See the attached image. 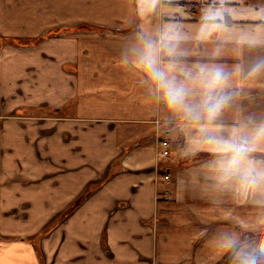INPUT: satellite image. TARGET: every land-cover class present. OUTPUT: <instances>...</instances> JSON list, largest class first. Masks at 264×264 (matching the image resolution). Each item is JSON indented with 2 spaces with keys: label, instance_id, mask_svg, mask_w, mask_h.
Returning a JSON list of instances; mask_svg holds the SVG:
<instances>
[{
  "label": "crops",
  "instance_id": "1",
  "mask_svg": "<svg viewBox=\"0 0 264 264\" xmlns=\"http://www.w3.org/2000/svg\"><path fill=\"white\" fill-rule=\"evenodd\" d=\"M252 231L264 0H0V264H219Z\"/></svg>",
  "mask_w": 264,
  "mask_h": 264
},
{
  "label": "rangeland",
  "instance_id": "2",
  "mask_svg": "<svg viewBox=\"0 0 264 264\" xmlns=\"http://www.w3.org/2000/svg\"><path fill=\"white\" fill-rule=\"evenodd\" d=\"M248 233H246L247 235ZM249 236V237H248ZM248 236H245V241H250L249 243V253L242 255L243 251L236 252V254H228L220 258L219 264H229L230 262H235V264H264V233L250 232ZM236 244L234 250L239 247ZM232 257L234 258L233 260Z\"/></svg>",
  "mask_w": 264,
  "mask_h": 264
},
{
  "label": "clouds",
  "instance_id": "3",
  "mask_svg": "<svg viewBox=\"0 0 264 264\" xmlns=\"http://www.w3.org/2000/svg\"><path fill=\"white\" fill-rule=\"evenodd\" d=\"M149 67H151V64L149 63ZM222 83V80L219 76V74L212 76L211 78H209L207 80V82L205 83V88L208 91H211L212 89L217 88L218 86H220ZM180 94L177 93V96H179ZM177 96L173 97V100L175 101L177 99ZM182 98V97H181ZM217 108L219 107V105L216 106ZM231 150L230 146H225L224 151H229ZM236 156H234L231 160V164H237L239 162L238 158L241 155L242 149H236Z\"/></svg>",
  "mask_w": 264,
  "mask_h": 264
},
{
  "label": "built area",
  "instance_id": "4",
  "mask_svg": "<svg viewBox=\"0 0 264 264\" xmlns=\"http://www.w3.org/2000/svg\"><path fill=\"white\" fill-rule=\"evenodd\" d=\"M160 157H168L170 155L169 142L167 140L160 141ZM163 177L166 181L170 180V174L163 169Z\"/></svg>",
  "mask_w": 264,
  "mask_h": 264
},
{
  "label": "trees",
  "instance_id": "5",
  "mask_svg": "<svg viewBox=\"0 0 264 264\" xmlns=\"http://www.w3.org/2000/svg\"><path fill=\"white\" fill-rule=\"evenodd\" d=\"M245 234H246V233H244V232L242 233V235H245Z\"/></svg>",
  "mask_w": 264,
  "mask_h": 264
}]
</instances>
